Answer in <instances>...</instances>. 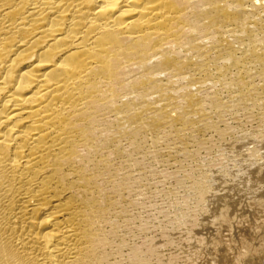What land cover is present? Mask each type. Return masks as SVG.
<instances>
[{"label":"bare ground","instance_id":"obj_1","mask_svg":"<svg viewBox=\"0 0 264 264\" xmlns=\"http://www.w3.org/2000/svg\"><path fill=\"white\" fill-rule=\"evenodd\" d=\"M263 2L0 0V264H112L106 227L133 154L186 147L225 112L224 90L231 107L264 105ZM255 166L251 201L196 186L213 221L189 259L210 246L231 264L226 234L241 242L244 232L251 264H264V164ZM152 259L178 264L152 246L130 264Z\"/></svg>","mask_w":264,"mask_h":264},{"label":"rangeland","instance_id":"obj_2","mask_svg":"<svg viewBox=\"0 0 264 264\" xmlns=\"http://www.w3.org/2000/svg\"><path fill=\"white\" fill-rule=\"evenodd\" d=\"M261 80L257 77L255 83H262ZM224 91L223 96L221 93L222 100L226 102L225 112L222 111L224 115L222 112L216 115L213 110H209L211 114L214 112L215 126L201 131L198 139L188 140L187 148L179 149L163 143L156 148V153L150 150L152 144L148 143V146L151 144L149 150L146 147L145 152L134 153L130 166L121 168L119 179L123 188L120 191V204L112 216L111 225L106 227L111 241L107 251L112 248V252L108 251V256L111 255L108 260L112 264H130L134 251L145 252L149 246L155 247L165 262L174 259L178 264H221L219 258L214 257L210 246L203 254L189 259L198 238L199 226L213 221L211 211L214 206L209 204L210 201H200V191L196 186L200 184L212 196L218 193V197L222 198L230 192H237L238 198L251 201L257 196L249 188H244L248 167L253 164L258 168L264 164L263 103L255 105L249 102L258 107H251L248 103L249 107L245 105L248 109L237 105L231 107L228 104L231 100L229 92ZM205 95L204 99L207 98ZM259 104L262 106L259 107ZM218 116L222 119L219 120ZM124 146L128 150L126 143ZM230 174H236L238 178L232 179ZM219 178H224L225 184L217 181ZM112 230L116 231L115 235H112ZM240 233L242 243L239 240L234 242L230 233L224 236V242H229L226 247L232 245V249L227 248L230 263L240 264V259L248 257L241 264H251L257 256L246 253L244 244L249 239L244 232ZM245 253L247 256L243 258ZM151 262L156 264L155 259Z\"/></svg>","mask_w":264,"mask_h":264}]
</instances>
